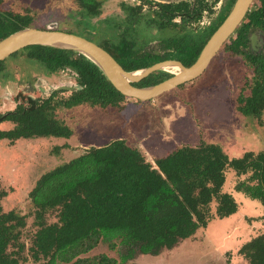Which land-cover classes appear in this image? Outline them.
<instances>
[{"label": "trees", "instance_id": "obj_1", "mask_svg": "<svg viewBox=\"0 0 264 264\" xmlns=\"http://www.w3.org/2000/svg\"><path fill=\"white\" fill-rule=\"evenodd\" d=\"M77 2L90 14L97 9L94 0ZM233 3L234 0H229L206 29L188 33L177 41L163 42L162 53L158 55L152 51L131 53L123 48L99 46L126 72L164 60H177L188 67L195 62ZM253 3V8L235 30L234 38L233 35L229 38L233 39L232 44L225 43L222 48L240 54L250 70L235 100L236 111L243 117L260 119L264 111V52L246 49L251 30L258 28L264 32V0H253ZM155 6L161 25L167 26H174L175 19L183 26L198 24L204 11L212 13L207 0L156 3ZM31 23L27 11L20 14L0 9V26L3 27L0 40L31 27ZM21 51H26L27 58L49 72L73 69L76 88L66 98L59 97L63 91L53 90L45 99H28L1 113L0 124L10 123L13 127L0 129V141L68 139L72 130L57 119V109L69 110L81 105L119 108L127 100L91 61L76 52L30 46L9 57ZM169 77L171 75L160 71L132 85L148 87ZM227 169L245 176L237 181L234 190L260 202L264 208V150L248 151L239 158L229 159L216 144L186 145L155 159L152 165L139 150L122 139L90 147L42 174L29 191L37 230L27 248V256L33 264H126L137 254L158 255L193 237L213 216L222 219L236 212L232 196L222 192ZM5 196L6 192L0 189V264H20L15 255L23 251V245H19L13 255L6 251L19 240V229L25 226V218L14 211H2L1 200ZM211 203H215L214 215L210 212ZM49 210L57 211L56 223L44 222ZM114 241L122 249L118 262L103 254L84 257L100 242H108L109 248L114 250ZM237 253L248 264H264V233L243 244Z\"/></svg>", "mask_w": 264, "mask_h": 264}, {"label": "rangeland", "instance_id": "obj_2", "mask_svg": "<svg viewBox=\"0 0 264 264\" xmlns=\"http://www.w3.org/2000/svg\"><path fill=\"white\" fill-rule=\"evenodd\" d=\"M94 1L97 10L93 14L82 9L77 0H0V9L20 14L27 11L32 28L68 32L110 49L117 47L134 53L158 50L160 41L204 30L228 0H220L214 13L204 16L200 25L184 29L179 25L163 27L154 8L147 5L135 8L139 4L137 0ZM175 22L179 24L178 19ZM2 29L0 26V31ZM251 35L256 43L259 34L253 32ZM232 40L226 45L230 46ZM263 48L259 50L264 51ZM3 61L0 66V114L28 99H45L53 90L63 91L59 97L66 98L76 88L73 69L67 67L49 72L40 63L27 58L26 51ZM163 72L173 74L170 68ZM249 76L250 70L242 56L222 48L201 76L153 100L136 102L127 99L119 108L81 105L69 110L57 109V119L72 130L68 139L0 141V189L6 192L1 200L2 211H14L25 218V226L19 229V240L6 252L13 255L17 247L23 245V251L15 256L20 264H33L27 256V248L37 227L35 209L29 202L28 193L42 174L90 147L122 139L139 150L152 165L155 159L186 145L216 144L229 159L239 158L248 151L264 150V111L260 119H255L243 117L235 109V100ZM245 93H248L247 89ZM12 127L10 123L0 124L1 130ZM244 177L232 169L225 172L222 192L234 199L237 206L234 214L222 219L213 216L193 237L175 247L164 249L155 256L137 254L126 264H248L237 252L243 244L264 233V208L260 202L234 190L237 181ZM209 208L214 215L215 203ZM56 221L57 211L45 213L46 224ZM115 245L116 248L111 250L108 242H100L84 257L103 254L118 262L122 249L117 242Z\"/></svg>", "mask_w": 264, "mask_h": 264}, {"label": "water", "instance_id": "obj_3", "mask_svg": "<svg viewBox=\"0 0 264 264\" xmlns=\"http://www.w3.org/2000/svg\"><path fill=\"white\" fill-rule=\"evenodd\" d=\"M252 2L253 0H234L225 19L207 40L195 62L188 67L177 60H164L147 68L126 72L103 48L84 37L54 29L32 27L23 28L0 40V62L30 46L70 50L91 61L122 96L146 102L201 76L212 58L241 24ZM167 68L178 69V72L152 86L138 88L132 85Z\"/></svg>", "mask_w": 264, "mask_h": 264}, {"label": "flooded vegetation", "instance_id": "obj_4", "mask_svg": "<svg viewBox=\"0 0 264 264\" xmlns=\"http://www.w3.org/2000/svg\"><path fill=\"white\" fill-rule=\"evenodd\" d=\"M138 2H139V4L137 5V6H135V8H138L139 7V9H141V7L143 6V5H147V6H150L151 8H154V14H155V10H156V6H155V4L156 3H160V2H152L151 0H137ZM208 1V4L209 5H211V10H212V13L211 14H209L207 11H204L203 12V15H202V17H201V19H200V21H199V23L198 24H193V25H200L201 24V21H202V19L204 18V16H211L213 13H214V9H215V6L217 5V3L220 1V0H217L216 2H213L214 0H211V2H209V0H207ZM229 1V0H228ZM228 1H227V3H228ZM147 2H151V4H147ZM180 2V1H179ZM166 3H177V2H166ZM226 3V4H227ZM97 4V3H96ZM225 4V5H226ZM252 4H253V2H252ZM252 4L250 5V7L252 6ZM213 5V6H212ZM224 5V6H225ZM258 6H259V2H258V4H257ZM224 6L221 8V10L218 12V14L223 10V8H224ZM249 7V9H248V11H247V13L249 12V10H251V8ZM97 10V9H96ZM96 12V11H95ZM246 13V14H247ZM217 14V15H218ZM156 15V14H155ZM157 17V16H156ZM217 17V16H216ZM158 19V18H157ZM159 20V19H158ZM177 19H175V20H173L174 21V23H175V25L174 26H171V27H177L178 25L180 26V27H182L183 29L184 28H187V27H189L190 25H185V26H183L181 23V21L178 19V23L179 24H177L175 21H176ZM243 21V20H242ZM212 22H210L209 24H208V26L211 24ZM161 24V23H160ZM163 27L164 26H167V25H162ZM208 26H206L204 29H206ZM192 31V30H191ZM202 31V30H201ZM235 32V31H234ZM253 32H257L258 34H259V40L255 43L254 42V37L251 35ZM189 33H191V34H195V33H198V32H195V33H193V32H189ZM188 35V32L187 33H185V34H182V36H185V35ZM234 34V33H233ZM232 34V35H233ZM181 36V37H182ZM231 37V36H230ZM229 37V38H230ZM180 39V37H177V38H170V39H167V40H172V41H177V40H179ZM248 39H249V43H248V48L246 49V50H251V51H253V52H256V53H260V52H264V51H260L259 50V48L260 47H264V32L261 30V29H258V28H256V29H254V30H251L250 32H249V36H248ZM167 40H165V41H167ZM229 40V39H228ZM227 40V41H228ZM90 41V40H89ZM165 41H160V42H158V50H140V51H138L139 53H142V52H148V51H152V52H154V54H156V55H158V54H161L162 53V47H163V42H165ZM226 41V42H227ZM91 42H93V43H95L96 45H101V44H99V43H96V42H94V41H92L91 40ZM225 42V43H226ZM224 43V44H225ZM223 44V45H224ZM102 48V47H101ZM264 49V48H263ZM221 50V49H220ZM219 50V51H220ZM135 53V52H134ZM215 57V56H214ZM213 57V58H214ZM212 58V59H213ZM211 62V61H210ZM210 64V63H209ZM208 67V66H207ZM206 70V69H205ZM204 73V72H203Z\"/></svg>", "mask_w": 264, "mask_h": 264}, {"label": "bare ground", "instance_id": "obj_5", "mask_svg": "<svg viewBox=\"0 0 264 264\" xmlns=\"http://www.w3.org/2000/svg\"><path fill=\"white\" fill-rule=\"evenodd\" d=\"M177 72H178V69H175V68L172 69V73H173V74H175V73H177Z\"/></svg>", "mask_w": 264, "mask_h": 264}]
</instances>
